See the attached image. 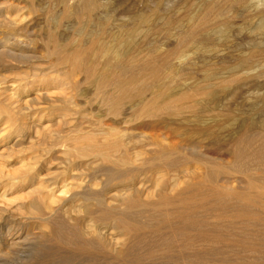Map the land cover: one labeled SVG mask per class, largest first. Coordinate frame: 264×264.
<instances>
[{
	"label": "bare ground",
	"instance_id": "6f19581e",
	"mask_svg": "<svg viewBox=\"0 0 264 264\" xmlns=\"http://www.w3.org/2000/svg\"><path fill=\"white\" fill-rule=\"evenodd\" d=\"M25 1H26L25 3L28 4L29 9H36L35 0H25ZM56 1L58 4L62 5V10L60 16H58L59 14L56 15L54 12L51 11L48 14L49 17L47 18L49 23L56 24L59 18L67 19L71 16H75L76 18H82V17L85 18V22H81L79 20L74 24L72 36L70 38L64 36L65 37L64 39L67 38L64 41L59 40L58 37L55 36L53 32L54 29L52 30L51 28H48L49 29L48 35L47 34L46 35H47V42L49 45L47 46L46 50L49 56L54 57V61H55V63L53 64L55 67V70L53 69L55 71L54 76L56 77L60 76V78H56L55 84L56 83L58 84L56 85V87L60 92L64 91L67 83L70 82V79L74 75L76 76L77 72H81L83 73L85 80L91 81V83L95 86V92L97 95H99L102 98L101 99L102 102L111 106L114 112L117 114L121 109L122 102L124 100L126 101L128 100L130 106H128L129 109L127 111H129L130 109L134 110L135 116H140L141 114H152L157 110L159 112L161 111L166 114L178 115L182 112L196 113L201 108V103L197 99L198 95H204L207 99H214L216 98L215 95H217V89H216L217 87L223 89L226 88V86L228 87L229 82H233L230 79L231 77L225 78L222 75L221 77L223 78L219 80L220 82L214 83V79L218 78L217 76L218 74L216 75L217 77H215L214 72L206 73L205 71L201 83H195L191 85V87L188 90L185 89L182 92H176L175 89H172L173 86L170 85V83L168 84L169 80H167V76L165 77V75H167L168 73L164 75L165 73L164 67L166 63L169 61V59L172 58V56L181 55L184 46L190 44L191 41L193 42L195 41V43L196 42L199 43L198 46H201L202 43H206V39L208 38V35L211 32L222 34L225 31H227L228 28L227 22L219 18V15L221 16V14H219L220 12L215 11L216 7L213 6L214 3L212 4L209 0L204 1L205 4L202 5L205 7V9L196 16L197 18L193 16L191 17V15L188 13L190 15L189 16L190 24H188L189 26L186 30L184 31L182 30V33H179L176 39V45H175L176 47L174 49H172L171 51H167L164 54H155V52L151 50L152 53L150 52L151 54H149V56H144V57L136 55L133 50L134 45L132 41L133 40L132 35L137 30V28H132L129 30L125 29L122 31L117 30L118 31L117 33L106 35L107 33L105 30V26L107 25L106 23L107 20L104 21L106 25L102 21L103 24H101L102 26L101 28H99V30L98 29L93 30V28H91L92 27L91 25L95 22L94 17L92 15L93 3H91V0L90 2L88 1L85 2L83 7H81V10L79 11H74L73 9L68 8L66 6L67 0H56ZM237 1H239L240 3L246 2L245 0H237ZM60 6L59 8L61 9ZM200 9H202V7ZM161 13L163 14V12ZM224 13L225 12L222 13V16L224 15ZM225 15L227 14L225 13ZM212 16L214 18H217V19H213V22L211 21V18H213ZM15 20L16 19L13 18L8 19L7 17L4 18V20L0 19V27H4V30L0 31V148H2L1 150L2 152L4 151L2 154H0V156H3L4 153H6L5 151H7L6 154L10 156L15 151V150L13 151L15 147L14 143H16L18 140L21 141L24 139V137L26 136L24 131L26 129L28 130L30 126L28 125V123L17 124V120H19V116H22L24 114L23 112L25 111L26 108L18 106V101L20 99H18L19 97L16 96L18 94H16V90L14 87H16V83H18L19 81L21 82L23 81L22 83L25 85L23 86L24 93L26 92L30 93L32 90H30V88L25 90V87L27 85L29 87V82L31 84L34 75H32L33 76L32 78L29 75L31 79L26 78L27 76H24L25 79L22 78L21 80H17V79L11 80L6 75V73L3 72L4 69L12 67L13 61L20 62L22 57L21 56L22 53H20V51L13 49L12 46L15 45V42H12L11 39L14 40L16 38H19L17 36H20L22 32L23 33L26 32L25 30L26 28L25 29L20 28L19 30L16 29L17 26H15L16 24L15 22L17 20L16 21ZM141 20L142 19H139V21ZM130 22L132 23V21ZM255 23H256V27L254 30H259L262 33H264V18H262L259 22H255ZM70 25L71 24H69L68 26ZM131 25L133 26V24ZM63 27H65V25ZM106 29L108 30V28ZM121 29H123V27ZM250 33H254V31L249 32V34ZM27 34H29L28 30L26 35ZM106 36L108 37L107 39L105 38ZM147 45L149 46L150 44ZM261 45L263 46V44ZM240 47H242V45ZM257 47H261V46H257ZM248 59L249 58L247 57V59L245 60L244 59L237 60V62L230 68V70L232 69L233 71L237 72L238 70L243 68L244 65L246 66L247 63L245 64V61ZM232 61H234V59ZM21 63L19 65H21ZM51 68H53V66ZM33 74L36 73L34 72ZM51 74L52 73L49 74L50 77ZM238 74H240V72H238ZM49 75H47L46 77H48ZM36 76L35 77L38 78L37 74ZM39 79L37 80L39 81ZM43 80L45 81V77ZM47 80L50 79L48 78ZM51 80L53 81L54 77ZM7 83L11 85H8ZM169 85L172 87L170 88ZM9 86H11V89H9L10 88ZM40 86L35 88V91L38 92L35 93L39 95L41 94V90L48 88L47 85H42L41 87ZM147 91H150L149 92L150 98L148 97V99H146ZM47 95L48 94L46 93V96ZM47 98H49L47 102L44 101L43 103L39 104L40 108H44L43 111L46 110L45 108H47L48 106L54 103V100L51 99V97H47ZM22 102L25 103V100ZM36 105L38 104L36 103ZM26 106L27 105H25V107ZM250 108H252V106ZM65 114L66 113L63 112L61 116L65 117ZM196 119L198 120V118ZM40 120L41 118H38L37 121L40 122ZM241 127L242 128L240 132L238 131L239 132L238 135L235 136L233 142L231 143L232 154L230 155L234 157L233 163L231 162L232 164L229 165L226 164L224 166V165H215L214 162H212L211 164H209L210 166L205 167L204 169L199 168L198 171L193 172L191 175L184 174L185 176L182 181L183 185L180 184L181 186H179L178 183L175 182V180L173 181L174 183L173 182L168 183L169 182L168 181L167 182L168 185H165L162 184L159 179H157V181L156 180L154 181V184L156 182V186L159 188L157 190L155 188L156 191L153 190V193L148 192V195L146 194L147 196L145 197H143L142 195L143 198L141 197V194H138L137 192L134 193V190L130 191V189L126 192L125 190L127 189L122 190L124 191V193L122 192L121 194L118 193L117 196L109 194L110 197L108 196L109 197L108 199L101 200L100 199L101 196L99 198L98 195L99 193L97 194L98 198H96L95 195H93V197L88 196L89 194L82 192L85 191V188H83L81 184L83 181L78 182L77 178L79 177H76V175H73V173L70 174L68 172L70 176L63 177L62 183L63 181L65 182L67 178L68 179L73 178L76 181V183L70 185L73 186L74 191L69 198H67L66 200H61L59 204L56 203L57 205L55 204L56 206L53 207V205H51L52 203L49 202L47 203V201L45 202V198H48L46 192L50 190L48 189L50 187V184H48L46 181L45 182L42 181L41 175H39L40 178L38 177V172H40L38 171V169H41L40 168L41 166L38 169H36L37 168L36 164L39 161V159L41 160V157L43 155L38 154L34 156V154H32L31 156L29 154V156L26 158H24L23 156L22 159L18 160V164L20 165V166L18 165L19 168L17 167L16 170H11V171L3 170L2 168H4L5 164L4 162L0 161V189L1 187L4 186H10V187L16 186L15 184L17 183V185H26L27 188H34L36 191H38L39 196L30 201L28 208L32 211V214H34L38 218L40 222L39 224H41L40 235L44 237H48L53 240L55 239L56 240L55 244L58 247L65 246L67 249H69V251L66 253L58 254L56 253L57 251L55 253L44 251L43 247L37 244L34 246V248L32 247L33 249H31V251H29L32 252L33 250L31 257V259H33L34 262L33 264H87V263L88 264H163V263L174 264L177 262H179V264H234V263H230L231 259L224 261V259L219 260L220 258L219 259L214 258V257H218V255L213 256L214 254L216 255L218 254V252L222 254L221 252L225 251L223 247L221 248L219 247V245H223L225 247H227L228 245L230 247L232 245L235 247L234 248L235 251L240 250L239 252H241V254L246 253V257H241L242 261L245 260V258L247 259L250 258L251 261L252 259L257 260V258H259V261L264 260V118L262 121L258 123L257 120H254L253 118H249L244 122V124ZM88 132L86 134L80 135L82 137L79 138L80 142L77 143L75 150L73 149L74 150L73 153L75 152V155L79 158L90 156L93 158L91 159L92 160L91 162L100 161V162L109 163V168L101 170L102 173L99 177L96 176H94L93 178L91 177L92 178L91 180H93V182L99 180L101 182V186L103 184L102 187L108 185L109 183L114 182L115 179L124 181L123 183H125L127 182L126 181L127 179L124 180L125 178L127 177L133 178L137 176L136 173L139 172L138 165L141 166L144 165L147 167L153 166L157 168L162 167L166 171V170L174 169L181 164L185 165L186 163L185 161L187 158L185 159L184 155L179 153L177 154L174 150L171 151L170 149H166L164 147L157 148V150L152 152L134 151L135 153H131L130 149L128 150L126 148L127 144H125L123 135H121V133L119 134L117 130L113 128H111L109 131L99 132L101 134L100 135L101 137H97L96 132L94 133H90V132L88 133ZM76 141H78V139ZM72 143L74 142L72 141ZM46 153H44V156L46 155ZM175 154L177 155L175 156ZM203 157L204 158L202 159H196V163L201 165L204 163L205 164L210 163L208 161L211 158L207 161V158H205L204 155ZM44 160H41L38 164H41V162H42L41 165L47 163V162L43 163ZM188 161L190 162V160ZM20 167H23V169L21 168L20 170ZM160 172L161 171L158 172L159 176L161 174ZM154 174L155 172L153 173V175ZM233 174H237V175L240 174L239 176L241 175L242 177L244 176L245 180L244 181L237 180L238 182L234 184V182L233 183L230 182L236 180V179L230 180L231 178L230 176ZM103 177H105L106 180H104ZM221 181H223V183H221ZM131 188H133V186ZM101 190L103 191V194L104 192H107V190L104 191L105 189L101 188ZM32 193L33 191L31 192V194ZM78 198L90 199L91 201L89 202L91 203H88L86 205L83 204V206H78L77 204H75V200H78ZM92 201L95 202L93 203ZM16 207L18 208V206ZM6 210H7L6 208L0 206V215ZM200 211L203 212L201 216H199L200 214L199 215L197 214ZM10 213H12V211L9 212V215H12ZM72 213L74 214V216L71 215ZM56 214H64V217L65 214L66 215L68 214V217H66L64 221L60 219L55 220V217L57 216ZM5 221L6 220H4V222ZM13 223L11 221L10 223H8L7 220V222H5L3 226H0V264H20L21 262L23 263L22 260L23 258H25L24 256L23 257L20 256L21 254L17 252L18 246L19 245L23 246L21 245V241H22L21 237L24 234L23 230L20 228L21 226L19 223H14V224ZM105 224L111 225L110 227H112L114 230L116 229L117 233H113L112 232L113 229L110 228L108 225H106L110 229H112L110 230L111 232L109 230L107 232L105 230L106 228L101 227L102 225L105 226ZM147 228L151 229V231L147 230ZM151 233L154 234L156 233V235L154 236ZM25 235H27V233H25ZM198 248L199 251H196ZM5 249L8 251V253H6V255L7 254L9 255V256L7 255L8 258L5 257L6 255L3 253ZM248 254L250 255L248 256ZM3 257L9 260L7 261L8 263L4 261ZM26 257L28 258V256ZM227 257L229 259V256ZM162 258L166 259V261L161 262L160 260H162ZM222 258L223 257H221V259ZM18 259L19 260L21 259V262ZM236 259L238 260L240 258H236Z\"/></svg>",
	"mask_w": 264,
	"mask_h": 264
},
{
	"label": "rangeland",
	"instance_id": "374dc122",
	"mask_svg": "<svg viewBox=\"0 0 264 264\" xmlns=\"http://www.w3.org/2000/svg\"><path fill=\"white\" fill-rule=\"evenodd\" d=\"M43 1L35 0V3L38 4V5L35 4L36 9H29L28 4L25 3L26 2L25 0H3V1L0 0V19L4 20V18L6 17L8 19L9 18L16 19L17 20V21L15 20L16 21L15 26H17L16 29L19 30L20 28L21 29L26 28L25 29L26 32L24 33L22 32L20 36H17L19 38L15 37L16 39L14 40L11 39V41L15 42V45H16V46L15 45L12 46L13 49L20 51V53H22L21 61L20 62L13 61L14 63L12 62V67L4 69L3 72L6 73V75L11 80H14V79L21 80L22 78L25 79L24 76H27L26 78L31 79L33 77L32 75H34L32 79L33 83L30 80L32 85L29 82V87L28 85L25 87V90L29 88L30 90H32L30 93L29 92L24 93L23 86L25 85L22 83L23 81L22 82L19 81L18 83H16V87L12 86L15 88L16 94H18L16 96L19 97L18 99H20L18 101V106L26 108L25 111L23 112L24 114L22 116H19V120H17V124L28 123V125L30 126L28 130L26 129L24 131L26 135L24 139L21 141L18 140L16 143H14L15 147L11 146V147H14V149L13 148L12 149L13 151L14 150L15 151L10 156H8L6 154L7 151H5L6 153H4L3 156H0V161L4 162L5 164L4 168H2L3 170L11 171V170L17 169L19 165L18 160L22 159L23 156L24 158H26L29 156V154L31 156L32 154H34V156L38 154L43 155L41 157V160L45 159L46 161L44 160L43 163L45 162L47 163L44 164L45 166L41 165L42 162L41 164H38L41 161L39 159V161L36 164L37 165L36 169H38L41 166L40 167L41 169H38V171H40L38 172V177L39 175H41V180L44 182L46 181L48 184H50V187L48 188L50 190H48L49 192L48 191L46 192L48 195V198H45V202L47 201V203L48 202L52 203L51 205H53V207L59 204L61 200H66L67 198H69L70 195L73 193L74 188L71 185L76 183V181L73 178H69V179L67 178V180L65 182L63 181L62 183V178L66 176L69 177L70 174L72 173L73 175H76V177H79L77 178L78 182L83 181L81 184H82V187L85 188V191H82V192H85L86 194H89L88 196H92V197L93 195H95L96 198H98L97 194L99 193L98 195H99V198L101 196L100 198L101 200L108 199L110 197L109 194L117 196L118 193L120 194L121 192L124 193V191L122 190H125V189H127L125 190V192L130 189V191L134 190V193L137 192L138 194H141V197L142 195L143 197H145L148 195V192L153 193V190L156 191L159 188L156 186V182L154 184V181L155 180L157 181V179H159L160 182L165 185H168V183H172L175 180V182L178 183L179 186H181L183 185L182 181L185 175H191L193 172L198 171L199 168L204 169L205 167L210 166L209 164H211L212 162H214L215 165H224V166L226 164L227 165L232 164L234 157L230 155L232 154L231 143L233 142V139L235 138V136H237L238 133L240 132L242 128L241 126L249 118H253L254 120H257V123L263 120L264 118V33H262L259 30H254V29L256 27L255 22H259L262 18H264V12H263L264 11V6H263L264 0H261V1L260 0H256V1L255 0H245L246 2H243V3H240L237 0H234V1L233 0H209L212 4L214 3L213 6L216 7L215 11H219L220 12L219 14H221V16L223 12L227 14L225 15L224 13L222 18L219 15L220 19L227 22L228 24L227 31H225L222 34L211 32L210 34L212 35L209 34L208 38L206 39V43L208 45L206 43L201 44V46H204V47L198 46L199 43L197 42L195 43V41L194 42L191 41L190 44H187L182 49L185 52L182 51L181 55L179 56H172V58H170L169 61L167 62L168 64L166 63L164 67V72H165L164 75L168 73L167 75H165V77L167 76V80H169L168 84L170 83V85L173 86L172 89H175L176 92H182L185 89L188 90L191 87V85L195 83H201L202 77L205 71L206 73L214 72L215 77L218 76V78L214 77L215 78L214 83L215 82L219 83L220 82L219 80L223 78L221 77L222 75L225 78L231 77L230 79L233 82H229L228 87L226 86V88H223V89L220 87H217L216 88L217 95H215L216 98L214 99H207L204 95H198L197 99L201 103V108H200L201 110L199 109L196 113L182 112L176 115V114H166L161 111L159 112L157 110L153 112L152 114H141L140 116H135L134 110L130 109L129 111H127L129 109L128 106H130L128 103V100L127 101L124 100L122 102L121 109L119 110L120 113L119 112L118 114L115 113L111 106L102 102L101 100L102 98L99 95H97L95 92V86L91 83V81L85 80V77L83 73L81 72H77L76 76L74 75L70 79V82L67 83L66 88L64 89L63 92H60L57 89L56 85L58 84L57 83L55 84V80L56 78H60V76L58 77L54 76V73H55L54 71L55 67L53 65L55 63L54 57L52 56L53 57L52 58L51 56H49L46 50L47 46L49 45L47 42V35L49 31L48 28H51L52 30L54 29L55 31L53 30V32L55 36L58 37L59 40L64 41L67 38H70L72 36L74 24L78 22L79 20L81 22H85V18L84 17L76 18L75 16H71L67 19L59 18L56 24L54 23L51 24L49 23L47 19L49 17L48 14L52 11L56 15L59 14L58 16H60L62 5L58 4L56 0H52V1L43 0ZM87 1L90 2V0H85V1L84 0H75V1L67 0L66 6L68 8L73 9L74 11H79L81 10V7H83L85 2ZM160 1L161 0H91V3H93L92 15L95 20V22L91 25L92 26L91 28H93V30L95 29L99 30V28H101L102 26L101 24H103L105 20H107L106 22L107 25L104 22L106 25L105 26V30L107 33L106 35L117 33L119 30L122 31L125 29L129 30L132 28H137V30L132 35V39H133L132 41L134 45L133 50L136 55H139L141 57L149 56V54L152 53L151 50H153L155 54H164L167 51H171L172 49L176 47L175 46L176 39L179 33H182V30L183 31L186 30L189 26L188 24H190L189 16L191 15V17L192 16L196 17L199 13L204 11L205 7L202 4H205L204 2L205 0H162L161 2ZM251 1L252 2L254 1L253 2L254 4ZM59 6L61 7V9L59 8ZM201 7L202 9H200ZM228 11H230L231 13ZM161 12H163V14ZM186 13L187 14L189 13L190 15L189 14L187 15ZM139 19H142V20L139 21ZM213 19H217V18H214V17L211 18L212 22H213ZM130 21H132V23ZM127 22H128V25H127ZM69 24L71 25L68 26ZM131 24H133V26ZM64 25L65 27H63ZM122 27L123 29H121ZM178 27L181 29V31ZM106 28H108V30ZM1 30H4V27H0V31ZM27 30L29 34L26 35ZM252 31H254V33L249 34V32H252ZM64 36L67 38L64 39L65 38ZM105 38L107 39L108 37L106 36ZM242 40L244 41V43ZM147 44H150V45L148 46ZM240 44L242 45V47H240L241 46ZM261 44H263V46ZM257 46H261L262 48L257 47ZM251 52L252 53L256 52V53L252 54ZM183 54L184 56L186 54L187 55L184 57ZM237 54H239L240 56ZM246 56L249 59L245 61V64L247 63L248 65L247 64L246 66L244 65L243 68H241L237 72L233 71L232 69L230 70V68L237 62V60L239 59L245 60L247 59ZM229 58H230V61H229ZM233 59L234 61H232ZM34 62H35V65H34ZM20 63L21 65H19ZM51 65L53 66V68H51L52 67ZM232 71L235 73H233ZM32 72L33 73L35 72L38 75V78H36L37 77L36 74H33ZM238 72H240V74H238ZM50 73H52L51 77L49 75ZM241 73L242 74L245 73V74L242 75ZM41 74H43L44 76ZM46 74L49 76L46 77L47 76ZM29 75L31 76V78L29 77ZM232 75L235 77H233ZM44 77H45V81L43 80ZM53 77H54V80L52 81L51 79H53ZM46 78L47 79L49 78L50 80H47ZM37 79H39L40 82ZM34 80L36 81V84ZM9 83L7 84L11 85ZM38 85L39 86L47 85L48 87L47 88L48 90L47 89L41 90L42 96L41 94L40 95L36 94L38 92L35 91V88L39 87ZM170 85L169 87L171 88L172 86ZM180 85L182 88L180 87ZM9 87H10L9 89H11V86ZM149 92L150 91L146 92V99H148V97L150 98ZM46 93L48 94L47 96H46ZM47 97H51V99L54 100V103L48 106L47 108H45L46 110L43 111L44 108H40L39 104L43 103L44 101L47 102V100L49 99ZM24 100H25V103L22 102ZM62 102L63 103L65 102V103L63 104ZM36 103L38 105H36ZM25 105L27 106L25 107ZM251 106L252 108H250ZM63 112L66 113L65 117L61 116ZM38 118H41L40 122L37 121ZM196 118H198V120ZM198 127H201V128H198ZM111 128L116 129L119 134L121 133V135H123L125 144H127L126 148L128 150L130 149L131 153L140 152V151L152 152V151L157 150V148L164 147L166 149H170L171 151L174 150L177 154L179 153V154L184 155L185 159L187 158L185 161L186 163L184 162L185 165L181 164L174 169L166 170V171L162 167L157 168V167L150 166L151 167L150 168L144 165L143 166L138 165L139 172L136 173L137 176L134 175L135 177L133 178L131 177L132 179L129 177L125 178L124 180L127 179L126 180L127 182L125 183H123L124 181L115 179L116 181L115 180L114 182L111 181L112 183H109L108 185L102 187L103 184L101 186V182L99 180H98L99 182L98 181L93 182V180L91 179L94 176L99 177L102 173L101 170L109 168V163L100 162V161L91 162L92 161L91 159H93L92 157L88 156V157L79 158L75 155V152L73 153V151L75 150L77 143L80 142L79 138L82 137L80 135L86 134L89 131L90 133L96 132V136L101 137L100 136L101 134L99 132L109 131ZM202 128H204L205 130ZM35 131H36V134H35ZM77 139L78 141H76ZM72 141L74 143H72ZM227 144L228 145L230 144V145L228 146ZM60 147H63V148H60ZM26 149L28 150V152ZM1 150L2 148H0V152H1L0 154L4 152V151L2 152ZM40 151L42 154L40 153ZM51 151H52V154H51ZM44 153H46L45 156H44ZM66 154H69V155H66ZM177 154H175V156ZM203 155L205 156V158H207V161L211 158L208 161L210 163H207V164L204 163L202 165L196 163V159L204 158ZM50 158H51V161H50ZM188 160H190V162ZM215 162L218 164H216ZM70 167H73V168H70ZM21 168L23 169V167H20V170ZM159 171H161L160 176L158 175ZM154 172L155 174L153 175ZM239 175L240 174L231 175L230 180L232 179H236V180L235 181L233 180L230 182L232 183L234 182L235 184L238 181H241V180L244 181L245 180L244 176L242 177V175L241 176ZM157 177H160L161 179ZM103 179L106 180L105 177H103ZM223 181H221V183H223ZM119 182L120 183L122 182V183L120 184ZM15 185L16 186H12V187L4 186V187H1L0 189V206L7 209L5 212L1 213L0 215V226H3L4 223L7 222V220H8V223H10L11 221L12 223L14 222V223L20 224L21 226L20 228L23 230V233H24L21 237L22 241L20 240L21 245L23 246L19 245L17 248V252L21 254L20 256L25 257L22 260L23 263L21 262L22 257L20 260L18 259L21 262L20 264H33L34 263L33 259H31L33 250L32 252H29V251H31V249H33L34 246L37 244L39 246H42L44 251L54 252V253L57 251L56 253L58 254L59 253L63 254V253L68 252L69 249H67L65 246L58 247L55 244L56 243L55 239L53 240L48 237H44L40 235L41 224H39L40 222L38 218L34 214H32V211L28 208L30 201L39 196L38 191H36L34 188H27L26 185H17V183ZM87 185H90V186H87ZM152 185L155 187H153ZM96 186L97 187L99 186V187L97 188ZM132 186L133 188H131ZM101 188L105 189L104 191L107 190V192H104L103 194V191L101 190ZM32 191L33 193L31 194ZM100 191L102 192V194ZM89 201L91 200L78 198V200H75V204H77L78 206H83V204L86 205L88 203H91ZM16 206H18V208ZM9 209L10 211H12V213H10L12 215H9V212H10ZM197 214L198 215L200 214L199 216H201L203 212L200 211ZM56 215L57 216L55 217V220L60 219L64 221V219L68 217V214L67 215L65 214V217H64V214H56ZM71 215L74 216L73 213ZM4 220L6 221L4 222ZM103 225L102 226L100 225V226L106 228L105 230L107 232L108 230L110 231L113 229L112 227H110L111 225L109 224H105V226L108 225L112 229H110L108 226L105 227ZM147 230L151 231V229H148V228ZM112 232L117 233L116 229L115 230L113 229ZM25 233H27V235H25ZM151 234L154 236L156 235V233L155 234L151 233ZM219 247L221 248L223 247V249L225 250L224 252H221L222 254L218 252V254L213 255V256L218 255V257H214V258H217V259L220 258L219 260L224 259V261L225 260L227 261L231 259L230 263H234V264H237V263L243 264V262L244 264L245 262L246 264H249L250 262H251L250 264H255V263L264 264V260L259 261V258H257V260L252 259V261L250 258H249L250 260L245 258V260L242 261L241 257H246V253L241 254V252H239L240 250L235 251L234 250L235 247L232 245L230 247L229 245L227 247L223 245H219ZM196 251H199V248ZM3 253L6 255L8 251L5 249ZM225 254L226 255L228 254L227 256H229V259ZM7 255L5 257L8 258L9 255L8 256ZM25 255L28 256V258ZM249 255L250 254H248V256ZM5 257H3V259L6 263H8L7 261L9 260L6 259ZM221 257L223 258L221 259ZM236 258H240V259L237 260ZM163 259L164 258H162V260L160 261L161 262L166 261V259L164 260ZM163 264H168V263H163ZM174 264H179V262L174 263Z\"/></svg>",
	"mask_w": 264,
	"mask_h": 264
}]
</instances>
